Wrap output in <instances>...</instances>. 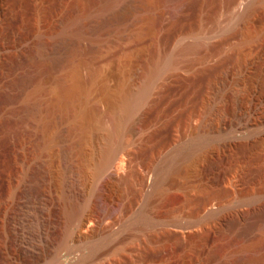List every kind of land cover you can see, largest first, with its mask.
I'll return each mask as SVG.
<instances>
[{
	"label": "rangeland",
	"instance_id": "374dc122",
	"mask_svg": "<svg viewBox=\"0 0 264 264\" xmlns=\"http://www.w3.org/2000/svg\"><path fill=\"white\" fill-rule=\"evenodd\" d=\"M104 1L91 0L86 17L88 37L95 35ZM156 2L154 9L160 11L163 0ZM38 3L43 7L41 13ZM10 5L7 1L6 8L0 9V137L15 174L2 182L1 208L7 207L18 187L14 197L21 205L17 208L36 212L40 205H53L60 217L63 206L46 161L51 159L58 167L59 145L50 141L51 154L34 165L42 130L34 119L22 117L9 100L14 93L19 99V89L22 92L24 87L20 76L32 72L29 65L40 59V52L49 61L55 58L59 40L52 31L64 29L69 15L78 20L79 0H27L25 10ZM181 21L196 27L176 41L171 38L167 45L170 57L181 44L198 45L197 41L200 47L185 49L174 68L154 73L149 95L140 104L135 100L149 80L147 67L156 58L157 36L164 28L146 34L128 54L115 57L113 61L122 66L109 73L102 71L93 84L78 87L89 97L79 116L70 101H55L56 114L61 117L59 123L49 126V135L54 136L59 128L74 131L82 124L84 148L94 165L118 153V144L126 140L135 159L132 172L105 183L104 192L112 206L104 222L105 237L71 241L79 248L75 254L65 252L63 264H264V226H253L258 213L264 212V0H196ZM95 43L93 47L103 49V43ZM48 67L57 70L60 66ZM221 78L226 82L224 89L218 84ZM34 83L29 80L28 85ZM43 93L54 103L57 93L53 88L47 87ZM224 93L226 100L255 104L250 127L226 132L236 138V148L200 152L185 172L158 185L167 156L193 138V130L207 117V108L220 103ZM184 111L194 112L186 125L176 120ZM114 127L110 143L108 134ZM27 163L32 165L28 178L23 174ZM205 165L208 169L202 175ZM29 186L34 187L31 194L25 193ZM42 187L47 188L46 193ZM205 199L211 202L203 210L200 206ZM191 224L194 231L179 227ZM0 264H5L1 254Z\"/></svg>",
	"mask_w": 264,
	"mask_h": 264
},
{
	"label": "bare ground",
	"instance_id": "6f19581e",
	"mask_svg": "<svg viewBox=\"0 0 264 264\" xmlns=\"http://www.w3.org/2000/svg\"><path fill=\"white\" fill-rule=\"evenodd\" d=\"M7 1L12 7H17L18 4L23 8L25 6L24 1L27 3V0H19V2L17 0H0L1 11L6 8L4 5ZM195 1L163 0V8L157 11L154 9V5L157 4L156 0H105L104 12L102 15L100 14L101 20L98 18L100 21L98 20L96 29L93 30L96 37L94 38L95 35L92 34V38L87 36L88 29L86 30V17L91 11V0H79V18L82 19L77 18L78 21L73 18V20L70 19L71 15H69V22L64 29L52 31L54 38L59 40L55 51L57 55H53L55 58L52 57L53 59L49 61L47 56L45 57L44 53L40 52V59L31 63L33 65H29L32 66V72L27 71L20 76L21 82L26 87L24 88L19 81L23 88L21 92L19 87L21 93H18L20 94L19 99L15 98L14 93L12 95L14 98L9 101L16 110L18 109L20 114H23L22 117L25 116L24 118L37 121V125L42 130L41 139L43 141L40 143L42 144L39 146L40 149L35 150L37 153L33 158L35 159L34 165L41 163L46 155L49 157L51 152L50 141L55 140L54 142L59 145V153L56 156L58 167H54L53 160L47 158L46 161L50 167L49 171L53 175V187L60 202H62V212L61 216L58 217L54 213L53 205L48 207L40 205L36 212L32 209L30 212L28 210L30 206L28 209L26 208L28 212L22 208H17L21 205L17 204L16 197H14L19 191L18 187L17 190H13L15 191L12 194L14 198L12 197L5 205L7 207L2 209L0 193V254L4 258L5 264H12L13 261L17 264H63L64 253L75 254L79 248L71 244V241L90 240L99 235L105 237L104 231L107 227H104V222L112 211V206L106 198L107 194L104 192L105 183L117 175L125 176L124 174L131 171L135 167L134 156L126 148L125 143L128 144V141H121L118 144V153L111 154L109 158L94 165L89 153L84 148L83 137L80 134L82 124L75 127V132L59 128L54 136L49 135V126L52 123H59L58 118L61 117L58 113V115L56 114L58 103L55 101L63 102V104L66 100L70 101L76 107L75 114H78L76 116H79L80 111L82 112L80 109L89 101V97L81 93L78 87L82 84H93L97 75L102 71L109 73L116 66H122V64H116L113 61L115 57L128 54L134 50L136 44L140 43L146 34H155L164 28L157 36L158 45L161 47H157L156 58L147 67L146 73L149 80L141 87L135 100L136 104H140L149 95L153 75H158L162 70L174 68L178 62V55L185 49L200 47V42L197 41L195 43L198 45L180 43L177 53H174L175 56L170 57L167 52V45L171 38H175L176 41V37L180 38V36L195 30V24L181 21L184 11ZM36 5L40 12L42 2L41 5L39 3ZM27 7L29 6L27 5ZM27 10L28 8H26V13ZM26 13L24 11V14ZM245 29L248 31V28L245 27ZM41 33L43 35V32ZM45 35L46 33L44 37ZM95 41V44L103 43V49L93 47ZM57 65L60 66L57 70L48 67ZM84 71H86L85 75L83 74ZM29 80L35 83L28 85ZM218 84L220 88H223L226 82L221 78ZM47 87L53 88L57 93V95L55 94L57 96L54 100L55 104L49 103L50 101L43 96ZM262 93L264 94V88ZM226 94H223L220 103L215 105L209 103L210 108H207V117L195 127L193 138L178 146L173 153L167 156L164 165H162V173H160L157 184L163 180L171 181L175 175L185 172L200 152L225 151L227 148H236L238 145L236 138L228 135L227 131L230 133V129L250 127L255 114V104L252 101L251 104L244 105V102L242 104L237 98L234 101L226 100ZM96 107H92L94 111L97 109ZM15 109L14 111H16ZM209 115L210 117H208ZM193 116L194 112L184 111L177 115L176 120L186 125ZM115 131L114 127L108 134L110 143L115 136ZM2 138L4 139V137ZM2 142L0 137V191L4 179L12 180L15 174L14 166L12 168V163L10 164V161L5 158ZM249 144L250 142L247 146ZM31 163L23 166L26 168L25 171L22 170L21 172L24 171L25 176L29 174ZM205 169H208L207 165L202 169V175H205ZM26 177L23 180L28 178ZM32 191H34V187L29 186L25 193L31 194ZM41 191L46 193L47 188L42 187ZM210 202V199H205L200 208L206 209ZM210 215L212 216V214ZM255 225L264 226V212L258 213V218L254 221L253 226ZM179 227L183 230L194 231L195 225Z\"/></svg>",
	"mask_w": 264,
	"mask_h": 264
}]
</instances>
